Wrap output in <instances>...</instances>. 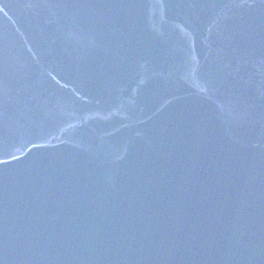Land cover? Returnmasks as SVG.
<instances>
[{"label":"water","instance_id":"water-1","mask_svg":"<svg viewBox=\"0 0 264 264\" xmlns=\"http://www.w3.org/2000/svg\"><path fill=\"white\" fill-rule=\"evenodd\" d=\"M0 264H264V0H0Z\"/></svg>","mask_w":264,"mask_h":264}]
</instances>
